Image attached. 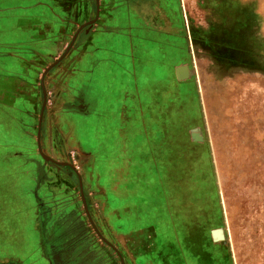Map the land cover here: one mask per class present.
<instances>
[{
	"label": "rangeland",
	"instance_id": "374dc122",
	"mask_svg": "<svg viewBox=\"0 0 264 264\" xmlns=\"http://www.w3.org/2000/svg\"><path fill=\"white\" fill-rule=\"evenodd\" d=\"M153 1L162 13L158 26L166 27L165 33L144 29L134 33L138 40L135 68L139 81L130 106L122 110L113 167L116 171L112 176L108 173L117 140L104 92L107 64L101 60L92 70L94 82L86 89L91 107L85 110L86 115L58 110L63 146L75 151L83 173L79 178L69 165L60 172L73 178L69 185L76 187L78 202L82 201L79 181L90 190L121 182L125 202L148 201L149 209L154 210L150 220L167 236L166 244L184 246L182 234L196 232L198 247L203 243L212 247L213 264H264V74L258 73V66L232 63L230 59H238V54L242 59L256 56L240 53V49L264 54V0ZM90 3L91 9L78 16V27L95 18L97 9L98 14L103 12L98 0ZM142 4L139 1L134 6L139 27L145 21L141 18L154 12H144ZM75 29H69L70 38ZM188 29L194 35L205 34L206 44L188 38ZM177 30L181 38L170 33ZM121 32L125 34V29ZM115 41L104 43L103 37L92 38L88 50L95 49L92 52L104 58L112 53L111 49L101 48L102 43L111 48ZM223 47L232 54L227 52V60L220 56ZM11 49L19 58L24 57V48L16 44ZM21 64L22 60H16L15 68L20 70ZM82 67L89 70L86 62ZM180 67L187 75L178 77L176 70ZM14 104L18 109L11 110L20 122L0 126V140L14 141L22 154L18 159L24 163L33 158L29 146L34 147L35 128L26 125L32 120L24 112L25 99L16 97ZM67 115H80L73 128L67 126L63 117ZM7 132L11 134L4 135ZM60 172L56 173L58 178L66 179ZM99 190L101 199L107 195L110 205L115 204L112 198L120 199L104 188ZM66 202L65 198L56 201L62 211L75 215L70 209L75 202L70 200L69 206ZM74 206L78 207L77 203ZM109 218L115 230L129 227L125 218ZM209 231L210 243L202 237ZM200 257L204 260V254ZM116 260L121 264L118 255Z\"/></svg>",
	"mask_w": 264,
	"mask_h": 264
},
{
	"label": "crops",
	"instance_id": "0c3cea01",
	"mask_svg": "<svg viewBox=\"0 0 264 264\" xmlns=\"http://www.w3.org/2000/svg\"><path fill=\"white\" fill-rule=\"evenodd\" d=\"M139 1L142 4L143 0H98L99 8L105 12L98 14L97 9L95 20L86 24L94 19L90 18L77 30L78 16L82 17L85 11L91 9L90 0H0V126L5 125L6 128L10 123L20 122L11 109H18L14 104L15 99L22 97L27 102L24 112L32 120L26 125L31 124V130L35 128L32 134L34 147L29 146L33 158H27L24 163L18 159L22 154L14 141L0 140V151H4L0 152V264H117L118 252L122 253L125 264H213L212 247L204 243L198 247L196 232L192 235L190 232L182 234L184 246L166 244L167 236L150 220L154 210L149 209L148 201L125 202L121 182L99 185L95 190L82 184L90 223L82 201L78 202L74 195L76 187L69 185L73 178L67 172H60L69 165L73 166L79 178L83 173L75 151L63 146L58 110H74L86 115L85 110L91 108L86 89L91 87V81L94 82L92 70L100 65L101 60L107 64V90L104 92H107L105 99L108 100L109 121L115 124L117 140L108 173L112 176L116 171L113 167L122 110L130 106L131 94L139 81L135 68V54L138 58L135 44H138V40L134 33L139 29L165 33L163 29L166 28L158 26L162 23V13L153 6V0H146L142 4L144 12L152 9L154 12L141 16V20L148 23L142 21L139 27L136 24L137 10L134 8ZM71 28H76L72 42L73 36H69ZM177 28L180 29V26ZM124 29L125 34L121 32ZM8 32H12V35ZM170 33L181 38L180 30ZM186 34L191 40L198 38V34L194 35L190 29ZM204 36L199 42L202 45L208 40ZM101 37L104 43L117 40L110 45L111 48L102 43L101 48L111 49L112 53L104 58H98L99 55L92 52L95 49L88 50L92 38ZM16 44L24 48V57L15 55L14 49L9 51ZM221 49V58L227 60L229 49ZM240 53L256 56L242 59L238 54V59L230 58L232 63L253 64L259 67L258 73L264 74V54L243 49H240ZM14 59L22 60L20 70L15 68ZM83 62H86L89 70H84ZM145 76L148 77L147 74ZM43 90L46 101L39 127V147L44 154L55 161L67 163L65 165L45 160L38 152L36 123L39 118L36 116L42 106ZM79 116H63L68 125L65 124L73 128ZM7 134L11 132L4 135ZM58 172L66 179H59ZM100 188L120 199L112 198L115 204L110 205L107 195L101 199ZM70 191L72 196L69 195ZM64 192L67 194L64 195ZM61 198L67 200V206L72 204L70 209L75 215L62 211L60 203H56ZM68 199L77 203L78 207L74 206L75 203L70 204ZM136 212L140 213L137 215ZM109 216L127 219L129 227L125 231L115 230ZM202 237L210 243L211 231ZM172 242L175 240L172 239ZM201 254H204V260L197 258Z\"/></svg>",
	"mask_w": 264,
	"mask_h": 264
},
{
	"label": "water",
	"instance_id": "95a60500",
	"mask_svg": "<svg viewBox=\"0 0 264 264\" xmlns=\"http://www.w3.org/2000/svg\"><path fill=\"white\" fill-rule=\"evenodd\" d=\"M95 20V18L93 19V20H91V21H89V22H87L86 24H89V23H91L92 21H94ZM85 25V24H84ZM84 25H81L77 30H79L82 26H84ZM74 37H75V34L73 35V38H72V40H71V42L74 40ZM71 42H70V45H71ZM69 45V46H70ZM67 50V49H66ZM177 71V75H178V77L179 76H185V75H187V72H186V69L184 68H179V69H177L176 70ZM45 101H46V93L44 92V90H43V101H42V106H41V109H40V114H39V120H38V126H37V145H38V152H39V154L45 159V160H48V161H51V162H55V163H57V164H61V165H65V164H67V163H65V162H58V161H55V160H53L52 158H50L49 156H47L46 154H44L42 151H41V149H40V147H39V140H38V138H39V127H40V123H41V115H42V111H43V108H44V105H45ZM193 135V137L194 138H196L195 136H196V134H192ZM198 137V136H197ZM79 190H80V194H81V198H82V202H83V205H84V209H85V212H86V214H87V216H88V218H89V221L92 223V221H91V219H90V216H89V214H88V211H87V209H86V204H85V201H84V197H83V193H82V184L80 183V181H79ZM214 232H216L215 230H213V233ZM118 256H119V258H120V262H121V264H125L124 263V261H123V259H122V257H121V255L118 253Z\"/></svg>",
	"mask_w": 264,
	"mask_h": 264
},
{
	"label": "trees",
	"instance_id": "16d2710c",
	"mask_svg": "<svg viewBox=\"0 0 264 264\" xmlns=\"http://www.w3.org/2000/svg\"><path fill=\"white\" fill-rule=\"evenodd\" d=\"M204 35H205V34H202V35H201V34H198V38H194L193 41L200 42V38L205 37Z\"/></svg>",
	"mask_w": 264,
	"mask_h": 264
}]
</instances>
